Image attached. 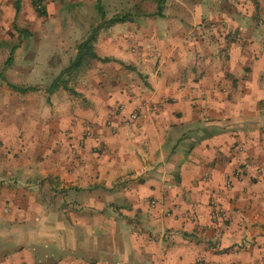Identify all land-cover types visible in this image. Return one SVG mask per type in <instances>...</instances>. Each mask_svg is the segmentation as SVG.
Wrapping results in <instances>:
<instances>
[{
  "label": "crops",
  "instance_id": "0c3cea01",
  "mask_svg": "<svg viewBox=\"0 0 264 264\" xmlns=\"http://www.w3.org/2000/svg\"><path fill=\"white\" fill-rule=\"evenodd\" d=\"M36 1L0 0V264H264V0H99L108 61L50 92L101 21Z\"/></svg>",
  "mask_w": 264,
  "mask_h": 264
},
{
  "label": "trees",
  "instance_id": "16d2710c",
  "mask_svg": "<svg viewBox=\"0 0 264 264\" xmlns=\"http://www.w3.org/2000/svg\"><path fill=\"white\" fill-rule=\"evenodd\" d=\"M95 4H96L97 13H98L101 23L97 26L91 27L87 36L76 45V54L73 60L69 63L68 67L63 69L59 73V75L53 80L51 87L48 88L47 90L48 92L53 91L54 89L58 87V85H56L55 82L57 81L59 82L63 75L70 76L71 74L77 72L80 68L86 67L89 61L91 60H96L99 62L108 61L106 58H98L93 53L92 43L94 42L96 34L98 30L100 29L101 25L110 26L114 23L122 22L124 18L116 17V18H110L108 20H104V12H103L102 7L100 6L99 0H96ZM33 7L39 16L44 15L43 11L39 7V4L36 0H33ZM14 30L17 31V33H21L20 30H17V29H14ZM8 86L21 93L34 90V88H31V87L20 88V87H16L10 84Z\"/></svg>",
  "mask_w": 264,
  "mask_h": 264
},
{
  "label": "rangeland",
  "instance_id": "374dc122",
  "mask_svg": "<svg viewBox=\"0 0 264 264\" xmlns=\"http://www.w3.org/2000/svg\"><path fill=\"white\" fill-rule=\"evenodd\" d=\"M67 10H63L60 15H67L66 14ZM77 13L72 12V9L70 11L71 14H73L74 16L80 17L82 19H88V18H98V13H97V9H96V4L93 3V5H81L80 7H78V11H76Z\"/></svg>",
  "mask_w": 264,
  "mask_h": 264
},
{
  "label": "built area",
  "instance_id": "2783aa9c",
  "mask_svg": "<svg viewBox=\"0 0 264 264\" xmlns=\"http://www.w3.org/2000/svg\"><path fill=\"white\" fill-rule=\"evenodd\" d=\"M130 118H134V116L131 115ZM85 135L88 136V132H87V131L85 132ZM73 157L75 158V154H73ZM237 174H238V172L236 173V175H237ZM149 206H150L151 208H153V207L155 206V202H154V201H150V202H149ZM222 214H223L222 209H221L219 206H217L215 203L210 202V206H209V215H210L212 218H214V217H218V216L221 217ZM196 264H198V263H196Z\"/></svg>",
  "mask_w": 264,
  "mask_h": 264
}]
</instances>
